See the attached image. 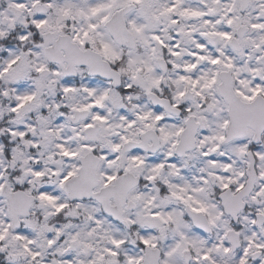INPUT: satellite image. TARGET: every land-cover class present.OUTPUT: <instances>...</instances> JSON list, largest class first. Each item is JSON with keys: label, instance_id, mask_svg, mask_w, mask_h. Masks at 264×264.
I'll list each match as a JSON object with an SVG mask.
<instances>
[{"label": "snow or ice", "instance_id": "snow-or-ice-1", "mask_svg": "<svg viewBox=\"0 0 264 264\" xmlns=\"http://www.w3.org/2000/svg\"><path fill=\"white\" fill-rule=\"evenodd\" d=\"M0 264H264V0H0Z\"/></svg>", "mask_w": 264, "mask_h": 264}]
</instances>
